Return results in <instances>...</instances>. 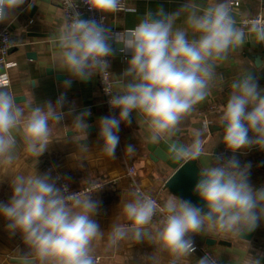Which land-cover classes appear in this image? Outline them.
Here are the masks:
<instances>
[{
  "label": "clouds",
  "instance_id": "obj_1",
  "mask_svg": "<svg viewBox=\"0 0 264 264\" xmlns=\"http://www.w3.org/2000/svg\"><path fill=\"white\" fill-rule=\"evenodd\" d=\"M80 4L99 13V20L83 18ZM25 5L31 9L32 0H0V24L13 22ZM65 5L56 58L68 74L61 84L65 91L55 102L47 100L26 111L11 91L0 87V182L7 178L11 190L9 199L0 201V217L6 221L9 237L19 235L26 249L15 250V264H98L101 242L107 252L122 241L152 247L150 253L139 257V264H184L196 252L195 236L205 232L219 231L246 241L244 237L264 221V185L254 187L250 183L251 162L242 164L237 158V153L252 149L264 152V87L256 72L247 67L232 83L215 124L218 144L231 155L214 156L212 149V163L199 166L192 189L198 202L174 194L160 203L140 188L125 191L105 231L95 219L102 202L93 197L101 189L94 193L71 191L69 177L54 175V168L39 172L37 166L53 141L71 142L81 153L89 151L91 111L74 107L65 111L66 90L74 80L87 82L106 74L117 54L114 44L121 45L120 52L130 58L119 73V91L107 90L110 86L102 80L111 114L96 121L99 151L114 159L121 124L131 126L134 116L138 126H146L149 144L160 149L164 159L181 166L198 162L205 154L209 126L193 130L187 141L177 139L176 133L209 95L210 87L224 79L217 72V62L242 48L249 34L256 45H264V24L252 21L246 33L237 23L240 12L234 0H210L206 8L185 0L171 11L160 5L133 29L121 33L105 21L108 14L122 10V0H65ZM182 15L187 27L174 29ZM5 41L8 45L19 43L17 39ZM257 68L264 69V63ZM28 83L32 87L38 81ZM68 116L72 117L70 126L81 136L75 137L73 132L69 136L68 132L61 140L54 139L53 125L64 127L62 122ZM81 139L85 143H80ZM21 143L23 153L33 158L34 169L13 175L10 170L19 159ZM124 152L134 155L137 147L128 144ZM195 264H219V259L205 253ZM248 264H261V259L250 255Z\"/></svg>",
  "mask_w": 264,
  "mask_h": 264
},
{
  "label": "crops",
  "instance_id": "obj_2",
  "mask_svg": "<svg viewBox=\"0 0 264 264\" xmlns=\"http://www.w3.org/2000/svg\"><path fill=\"white\" fill-rule=\"evenodd\" d=\"M238 1L235 6L240 17L255 14L264 15V0H234ZM31 0H29V3ZM185 0H130L125 10L110 13L107 16V24L112 28L120 30L133 29L147 12H155L162 5L171 11L178 8ZM201 8L209 6L210 0H193ZM33 6L27 9V5L22 6L17 11L14 21L3 23L10 31L11 39H17L18 44L12 45L8 58L15 62V66L6 70L9 77L7 88L21 102V106L28 111L31 107L39 106L42 102L52 100L55 102L57 96L65 91L62 81L68 78L65 69L57 62L59 55V28L64 22V15L57 0H32ZM27 9V10H25ZM185 15H182L174 23L175 28H186ZM247 33V32H246ZM192 33L189 30V38ZM117 54L111 59V76L114 91L122 88L120 74L127 67L129 54L120 52L121 45L114 44ZM125 56V58H124ZM264 63V45H256L254 36L249 34L246 37L242 48L234 50L227 59L217 62V72L224 77L210 87L209 95L196 106L193 114L187 117L181 124L176 138L187 141L193 130L203 127V116L199 112H204L210 104H217L219 110L210 114L208 119V131L205 137V154L197 162L198 167H207L212 163L211 151L217 155L225 151L219 143L216 129V121L219 113L226 106L229 94L232 91L231 85L243 73L247 67L255 71L260 86L264 87V69H258ZM29 81H38V84L31 87ZM69 107H74L76 111L90 110L91 117L88 120L89 151L87 153L78 152L75 144L64 141H53L48 151L40 157L37 170L44 172L49 168H54V175L60 173L69 177V183L73 187H79L94 180L107 182L105 188L99 192L94 199L102 202L99 215L95 217L102 230H108L118 210L120 196L123 192L129 191L127 185L126 169L133 165L136 168L137 179L141 186L156 195L160 201L166 200L174 195L164 187L165 170L164 164L151 158L148 150L150 133L146 126H138L135 117L131 126L121 124L119 132L120 143L116 149V157H107L99 151L98 118L109 115L104 100L97 88V76L87 82L74 80L71 87L66 90L65 111ZM75 114V113H74ZM140 117H137L139 120ZM72 117L68 116L61 126L53 125V138L61 140L66 133L75 137H80L81 133L70 126ZM80 143H85L82 139ZM133 144L137 147L134 155L124 152L126 145ZM218 144V145H217ZM22 143L18 145L20 152L19 159L10 174H27L34 169L33 158L28 157L22 151ZM230 156V152H226ZM237 158L241 163L251 162L250 183L254 187L264 185V152L252 149L246 154L237 153ZM113 177V178H112ZM11 190L8 179L0 182V201H7ZM6 221L0 217V264H15L11 258L16 257L15 250L20 248L26 250L19 235L9 237L5 231ZM195 243L209 246L218 256L222 264H248L250 255L261 259L264 264V221L254 231L249 240H239L227 233L219 231L205 232L195 236ZM250 242V246L248 242ZM152 247L147 244H133L131 241L120 242L115 249L105 251L101 242L97 247V256L101 257V264H139V257L150 253ZM202 257L199 252L188 258L184 264H195L196 259Z\"/></svg>",
  "mask_w": 264,
  "mask_h": 264
},
{
  "label": "built area",
  "instance_id": "obj_3",
  "mask_svg": "<svg viewBox=\"0 0 264 264\" xmlns=\"http://www.w3.org/2000/svg\"><path fill=\"white\" fill-rule=\"evenodd\" d=\"M129 1L130 0H122V10L121 11L125 10V8L127 7ZM57 2L59 3V5L61 7V10L63 12V15L65 17V15H66L65 0H57ZM77 2L79 3V0H77ZM234 4H235V6H237L238 5V1H234ZM78 10L82 13L83 18H85V19H87L89 17H93V16L97 20H99V18H100L99 13L89 12L87 10V7L85 5H83V4L78 5ZM121 11H118V12H121ZM252 21H258L261 24H264V15L255 14V15H251V16L240 17L237 20V23L239 25H241L242 27H244L245 31L247 32L248 31V27L250 26ZM105 23H107V19H106ZM113 30L121 32V33L127 31V30H120V29H116V28H113ZM5 39L12 40L11 39V34H10V31H9V29H8V27L6 25L0 24V69L3 70L0 73V87H7L9 85L10 80H9V77H8V75L6 73V70H8V69H10V68H12V67H14L16 65L15 62L11 61L8 58L9 51L12 48V45H8L7 42L5 41ZM124 58H125V56H124ZM102 80H106L107 84L110 86L109 89H107V90L115 92L114 91V86H113V80H112V76H111V70H108V72L106 74L105 73H100L99 76H97V88H98V91L100 92V94L103 97L104 104L106 106L107 112L110 113L109 105L107 103L109 97L104 91L105 85H104ZM218 107L219 106L217 104H210L206 108V110L204 112H199L198 113L199 115L203 116V119H202V125L203 126L205 124L208 125L209 121H208L207 117L210 114L216 113L219 110ZM218 154H224L225 156H227L226 152H224V151H221ZM136 174H137L136 168L133 165H130V166L127 167V169H126V177H127V185H128L129 190H133L135 188H140L141 190L146 191L141 186V184L138 182ZM106 185H107V182L102 181V180H94V181H91V182H89L87 184H84L82 186H79V187H73L69 183L71 191H79V192H84V193H88V192L94 193L96 191H99L100 189L101 190L99 192H101L105 188ZM97 194H95L94 196H96ZM150 194L155 199H157L158 202L162 203V201H160V199L156 195H154L152 193H150ZM195 245H196V252H199L202 256L205 253H209L212 256L218 258V256L214 253V251L209 246L200 245V244H196V243H195ZM97 257H98V264H101V257L100 256H97ZM219 264H222V262L220 260H219Z\"/></svg>",
  "mask_w": 264,
  "mask_h": 264
},
{
  "label": "water",
  "instance_id": "obj_4",
  "mask_svg": "<svg viewBox=\"0 0 264 264\" xmlns=\"http://www.w3.org/2000/svg\"><path fill=\"white\" fill-rule=\"evenodd\" d=\"M2 71L3 70L0 69V73ZM216 129H218V127H216ZM148 150L151 154V158L157 159L164 164V175L166 177L163 184L164 187L177 196L192 200L193 202H198V197L194 195L192 191L199 170L197 162H188L181 166L164 159L162 151L155 146L149 145ZM253 233L245 236L244 239L249 240ZM15 259L16 257L11 258V262L15 263Z\"/></svg>",
  "mask_w": 264,
  "mask_h": 264
}]
</instances>
